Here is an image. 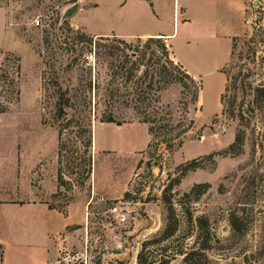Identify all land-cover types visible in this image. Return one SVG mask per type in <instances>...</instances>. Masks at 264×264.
Masks as SVG:
<instances>
[{"label":"rangeland","instance_id":"374dc122","mask_svg":"<svg viewBox=\"0 0 264 264\" xmlns=\"http://www.w3.org/2000/svg\"><path fill=\"white\" fill-rule=\"evenodd\" d=\"M85 1L96 5L86 12L93 5ZM122 1L0 0V61L17 57L21 69L19 99L0 114V199L44 204L61 215L53 264H136L142 242L163 228L170 206L179 227L164 245L190 249L202 217L211 236L210 259L264 264L258 255L264 250V107L242 123L238 118L252 100L250 89L264 86V0H247L243 24L220 26L200 0H179L189 4L190 23H182V16L173 23L170 0L159 19L137 0ZM74 5L77 11L63 19ZM112 31H174L170 44L159 41L169 59L173 52L201 82L197 100L187 82V89L165 85L159 74L165 57L157 44L144 50L148 38L122 39ZM127 59L128 80L116 69ZM89 84L99 92H89ZM108 87L121 91L107 98ZM226 87L235 118L223 113ZM58 88L73 98L61 150V121L54 114ZM107 113L123 123H101ZM145 114L154 122L141 123ZM159 125L165 127L151 136L149 127ZM88 129L92 145L86 151ZM240 129L242 146L230 153ZM175 136L182 144L166 148L164 139ZM203 183L209 189L198 198L184 197ZM231 215L243 235L233 234Z\"/></svg>","mask_w":264,"mask_h":264},{"label":"trees","instance_id":"16d2710c","mask_svg":"<svg viewBox=\"0 0 264 264\" xmlns=\"http://www.w3.org/2000/svg\"><path fill=\"white\" fill-rule=\"evenodd\" d=\"M75 2V1H73ZM103 39V38H99ZM161 39H154L149 38L145 45L143 46L144 50L149 49L151 44H157V47L161 50L163 56L165 57L164 63L161 65L159 69V74L163 75V81L165 85H169L172 83H179L183 88L187 89L189 83L194 92L192 94V101H196L198 97V93L201 90V82L196 83L195 78L187 73L178 63H174L173 60L168 58V55L165 51L164 45L160 44ZM118 43H123V41H118ZM135 52V51H133ZM233 55V51H231V56ZM125 62H119L116 69L119 68L121 73V77L126 76V80H128L131 73L129 69L126 68ZM20 64L19 59L17 57L7 56L0 61V114L6 112L7 106L9 103L17 102L20 96V87H19V80H20ZM187 82V83H186ZM149 86V85H148ZM149 88V87H148ZM250 88V87H249ZM94 89V95L96 92H99L97 86L91 88V84L88 85V91L91 92ZM252 100L250 104L247 106L246 109H239V121L242 123L245 120V116H253L256 110H260L264 107V86L257 85L252 87ZM105 93V97L113 98L114 96H118V93L121 91L120 89H114L112 87H108L103 89ZM228 92V88H225V93L221 95V102L223 106V113L228 114L231 118L237 117L234 113L233 104L228 103L226 101V93ZM56 102L54 105V114L57 118V121H61V124L58 127V138L60 141L59 150H61V142L62 136L65 130L69 128L71 119L67 118L68 113L67 111L73 108L72 97L68 95L67 91L58 88L56 91ZM117 94V95H116ZM144 104V101H141V106ZM150 105H145L144 107H149ZM142 111L141 114H143ZM141 123L143 124H151L154 121H150L146 114L143 115ZM101 123H112L117 126H120L123 122L116 121L114 115L112 113L103 114L102 118L100 119ZM165 126H158V127H149L148 132L151 136H154L153 133L156 130H160V128ZM178 136V135H177ZM244 130L240 129L238 131L234 142L229 146L228 152L236 153L240 150L243 142ZM177 140V143H175ZM163 143H165L166 148L172 150L174 147L180 146L182 141L178 139V137H172L168 139H164ZM83 144L86 151H89L92 145V133L91 130H86L84 132V139ZM86 162H90V158L88 157ZM194 162H190L188 164V169H194L195 165ZM63 176L60 170H58V182L62 183ZM207 189H209V185L206 183L203 184H196L190 190L189 193H186L184 197H189L190 195H195V198H198L201 194H203ZM164 203L169 205L170 201L165 199ZM170 213L167 212V215L164 218L163 228L153 237L150 239L143 241L141 244V249L137 254L136 257V264H171L172 261L176 259H180L179 264H220L209 258V253L212 252L213 248L211 245V236L205 225H203V220L205 218H198L197 221L199 225L197 227V231L193 236L194 242L193 246L184 251L183 249H171V246L164 245V243L171 240L173 237L176 236L178 232V221L176 218L171 215V211H173L172 206L169 208ZM191 217H189L190 219ZM230 227L235 235H243L242 230L240 229L239 219L231 215L230 220ZM155 249L153 250L152 249ZM258 255L263 256L264 250H261ZM247 259V258H246ZM1 260V257H0ZM246 262V260L244 261ZM230 264H235L234 262ZM246 264V263H245Z\"/></svg>","mask_w":264,"mask_h":264},{"label":"crops","instance_id":"0c3cea01","mask_svg":"<svg viewBox=\"0 0 264 264\" xmlns=\"http://www.w3.org/2000/svg\"><path fill=\"white\" fill-rule=\"evenodd\" d=\"M140 5L148 10V16L153 19L161 17L163 4L166 0H137ZM172 4L173 23L180 21L178 16H182L190 23L192 16L188 2L179 0H170ZM191 2V0H188ZM200 8H210L211 16L217 26L224 25L231 21L244 22L247 0H200ZM123 2V1H122ZM86 12L94 8L93 3L87 1ZM127 4V0L123 5ZM208 5V6H206ZM166 8V7H165ZM177 11V14H175ZM179 12V14H178ZM181 18V17H179ZM122 39H141L154 38L162 39L170 44L171 38L175 32L171 33H143V34H118L111 32ZM95 37H106L108 34L91 33ZM220 32V36L223 37ZM172 49V48H171ZM172 60L177 63L178 59L172 52ZM180 63V62H179ZM181 65V63H180ZM184 70L186 69L181 65ZM187 73L195 78L187 69ZM97 147V141L94 138V153ZM20 200L0 199V264H53L56 246H59V236L61 232V215L55 210H50L44 204L39 203H21ZM56 240V241H55Z\"/></svg>","mask_w":264,"mask_h":264},{"label":"water","instance_id":"95a60500","mask_svg":"<svg viewBox=\"0 0 264 264\" xmlns=\"http://www.w3.org/2000/svg\"><path fill=\"white\" fill-rule=\"evenodd\" d=\"M77 9V5H74L72 8L66 10L63 14V19L70 18L77 11Z\"/></svg>","mask_w":264,"mask_h":264},{"label":"built area","instance_id":"2783aa9c","mask_svg":"<svg viewBox=\"0 0 264 264\" xmlns=\"http://www.w3.org/2000/svg\"><path fill=\"white\" fill-rule=\"evenodd\" d=\"M39 24H40L39 20H36V21L34 22V25H36V26H38ZM166 47H167V45H166ZM89 58H91V56H89ZM115 210H116V209H113V210H111V211L115 212Z\"/></svg>","mask_w":264,"mask_h":264}]
</instances>
